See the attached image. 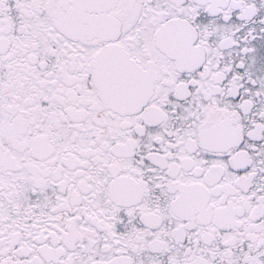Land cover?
<instances>
[{
    "label": "snow or ice",
    "instance_id": "snow-or-ice-1",
    "mask_svg": "<svg viewBox=\"0 0 264 264\" xmlns=\"http://www.w3.org/2000/svg\"><path fill=\"white\" fill-rule=\"evenodd\" d=\"M0 264H264V0H0Z\"/></svg>",
    "mask_w": 264,
    "mask_h": 264
}]
</instances>
